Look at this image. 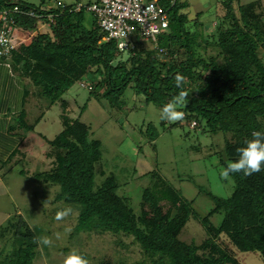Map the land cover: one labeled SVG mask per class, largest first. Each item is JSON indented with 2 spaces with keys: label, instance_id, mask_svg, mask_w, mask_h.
I'll use <instances>...</instances> for the list:
<instances>
[{
  "label": "trees",
  "instance_id": "trees-1",
  "mask_svg": "<svg viewBox=\"0 0 264 264\" xmlns=\"http://www.w3.org/2000/svg\"><path fill=\"white\" fill-rule=\"evenodd\" d=\"M152 1L170 15L158 48H146L137 39L135 47L121 49L116 40L104 39L97 17L87 7L76 10L77 4L51 6L47 0L39 5L0 0V11L18 5L45 16H19L17 31L23 30L25 38L33 36L34 40L27 45L16 38L23 45L11 61L15 70L32 79L38 89L35 95L49 100L48 107L59 101L62 106L63 130L52 140L46 138L49 149L44 155L50 163L44 161L40 172L26 166L22 174L60 184L57 200L78 212L76 232L132 237L142 254L136 264H242L239 252L264 257V168L250 176L230 174L235 184L226 198L200 187L215 204L206 216L159 167L149 169L141 175L149 183L142 189L141 213L137 215L130 197L119 193L122 184L117 175L108 173L103 164L102 140L94 138L80 119L87 105L81 107L79 118L69 115V102L63 96L84 79L90 80L91 96L118 110L126 105L123 97L129 88L160 109L183 91L184 103L177 105L183 118L174 122L160 118L158 126L153 121L146 127L142 124L139 134L145 139L138 148L142 151L151 146L158 159L156 140L161 132L183 127L185 140L198 136L186 148L203 153L209 148V155L217 156L223 169L238 159L237 149L253 138V132H264V0L239 6L223 0L225 11L214 20L213 32L205 31L202 37L198 15L190 16L186 1ZM87 11L93 20L87 21ZM50 14L56 16V22L40 28L37 21L47 22ZM177 74L184 77L182 87L176 86ZM201 135L211 145L203 143ZM19 160L30 163L26 152L16 148L1 163L5 166ZM98 176L104 177L100 183ZM218 212L223 219L215 225L211 217ZM191 218L206 231L201 241L182 238ZM36 238H43L40 226L23 214L9 216L0 226V264H35L41 247ZM114 242L128 247L122 240Z\"/></svg>",
  "mask_w": 264,
  "mask_h": 264
},
{
  "label": "rangeland",
  "instance_id": "rangeland-1",
  "mask_svg": "<svg viewBox=\"0 0 264 264\" xmlns=\"http://www.w3.org/2000/svg\"><path fill=\"white\" fill-rule=\"evenodd\" d=\"M24 1L39 5L42 0ZM62 1L67 4H82L86 7L97 0ZM183 1L188 3L186 11L191 17L198 15L199 36L202 37L205 31L212 33L210 28L215 24L214 20L225 11L221 3L223 0ZM232 1L234 5L239 6L254 0ZM47 2V5L51 6L56 4L55 0H47ZM86 17L87 21L93 20V14L89 11L86 12ZM37 22L40 28H50L46 20L41 19ZM20 32L24 33L23 30ZM135 38L146 48H154L152 42L138 35H135ZM33 40L34 37L31 36L26 42L30 44ZM201 50L204 52L203 48ZM6 59L11 60L12 58ZM10 63L13 66V61ZM18 74L27 82L29 92L25 98L24 115L13 117L11 134L14 138L16 135L19 136L18 139L20 136L27 137V141L30 142V147L27 148L30 163L27 165L19 160L4 166L0 159V226L9 216L19 213L34 225L41 227L43 237L51 238L52 244L51 246L40 245V256L35 260V264H64L65 258L73 251L86 258L88 264H103L104 262L136 264L142 259V254H140L139 246L133 244L132 237L116 236L110 233L100 236L84 231L76 232L78 212L72 209V205H67L64 200H57L61 191L60 184L22 174L26 166L35 172H40L45 168L44 161L50 163L44 155L49 149L47 139H54L63 130V124L60 116L61 101L48 107L49 100L46 97L35 95L38 89L32 79L24 76L22 70H19ZM88 84H90L89 79L75 82L65 93L63 99L69 102L68 111L73 118H79L81 107L87 105L80 119L91 128V135L94 138L102 140L103 164L108 173L113 172L117 175L122 184L119 193L130 197V206L137 215L141 213L142 189L149 183L148 178L141 175L156 167H159L177 187L181 188L187 198L194 200V207L202 216H206L215 204L206 191H200V187L212 191L219 197L230 196L235 182L233 178L225 179L221 175L223 168L218 163V157L209 155L212 151L207 147L204 153L186 148L197 140V134L185 140V136L182 135L185 130L183 127L174 129L173 132L162 131L156 140L157 159L151 146H145L142 151L138 148L145 139L139 134V128L144 123L146 127V124L151 121L158 126L161 109L153 104L148 105L143 95L137 94L132 88L125 92L123 99L126 105L124 108L122 110L111 109L107 103L103 105L91 96ZM0 119H3L0 126L6 127L5 117L0 114ZM201 138L203 143H208L207 146L211 145L206 135H201ZM103 179L104 177L98 176V183ZM65 209H71L70 214L62 220H57V212ZM222 219V212L211 217L215 225H218ZM205 236L204 227L191 218L185 226L182 238L188 241L194 239L201 241ZM118 239L124 241L128 247L120 243L116 244L114 241ZM238 259L242 264H264V257L254 252H239Z\"/></svg>",
  "mask_w": 264,
  "mask_h": 264
},
{
  "label": "built area",
  "instance_id": "built-area-1",
  "mask_svg": "<svg viewBox=\"0 0 264 264\" xmlns=\"http://www.w3.org/2000/svg\"><path fill=\"white\" fill-rule=\"evenodd\" d=\"M54 6L65 7L62 0H55ZM82 4L78 6L80 9ZM97 17L105 40L114 39L121 49L135 47V35L153 43L158 48L159 36L169 28V12L152 0H97L86 6ZM26 14L31 18H44L43 14L26 11L15 5L0 11V57L9 58L20 53L23 43L17 41L15 28L21 27L19 16ZM48 24L56 22V16H47ZM33 31H36L34 29ZM25 44V43H24ZM162 51V49H160Z\"/></svg>",
  "mask_w": 264,
  "mask_h": 264
},
{
  "label": "clouds",
  "instance_id": "clouds-1",
  "mask_svg": "<svg viewBox=\"0 0 264 264\" xmlns=\"http://www.w3.org/2000/svg\"><path fill=\"white\" fill-rule=\"evenodd\" d=\"M79 5L81 4H77L76 10H79L77 9ZM16 31L17 27L15 28V37ZM175 82L177 87H182L184 83V77L177 74L175 77ZM185 97L186 93L182 91L175 100L165 104L161 109V120L174 122L182 119L184 114L183 112L177 110V105L183 104ZM252 137V139L246 142L244 147L237 149L238 159L229 162L226 168L223 169L221 175L225 179H227L229 175L233 173H243L244 176H250L254 173L260 172L262 168H264V132H253ZM70 212L71 209L59 211L57 212L56 219L62 220L68 216ZM66 231H70V229H66ZM57 238H59V234H57ZM36 242L45 246H51L52 244V240L49 237L36 238ZM64 264H88V261L80 254L73 251L65 258Z\"/></svg>",
  "mask_w": 264,
  "mask_h": 264
},
{
  "label": "crops",
  "instance_id": "crops-1",
  "mask_svg": "<svg viewBox=\"0 0 264 264\" xmlns=\"http://www.w3.org/2000/svg\"><path fill=\"white\" fill-rule=\"evenodd\" d=\"M24 33L19 30L16 33L17 39L28 44L30 37L25 38ZM10 59H0V114L5 117L6 127L0 126V159L5 161L16 148L22 149L27 152V148L30 147V142L27 141V137L15 138L12 133V120L14 116L24 115L25 113V98L29 92L27 88V82L22 79L18 74L19 70H15L10 63ZM3 119H0V125ZM35 130V129H33ZM42 136L46 138L43 133Z\"/></svg>",
  "mask_w": 264,
  "mask_h": 264
}]
</instances>
